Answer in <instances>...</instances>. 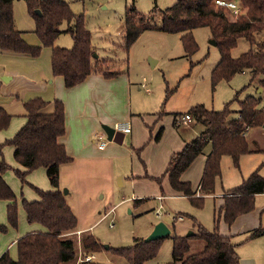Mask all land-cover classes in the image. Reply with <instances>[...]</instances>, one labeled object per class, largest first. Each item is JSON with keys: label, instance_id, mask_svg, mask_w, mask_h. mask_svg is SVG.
Wrapping results in <instances>:
<instances>
[{"label": "rangeland", "instance_id": "rangeland-1", "mask_svg": "<svg viewBox=\"0 0 264 264\" xmlns=\"http://www.w3.org/2000/svg\"><path fill=\"white\" fill-rule=\"evenodd\" d=\"M64 1L69 3L74 14L84 16L85 24L91 33L92 47L98 54L97 59L103 60L105 71L112 72L119 69L128 72L134 83L141 81L142 77L146 78L147 87L152 90L150 96L152 102H147L146 108L153 110L156 106V110H161L165 118L162 126L166 127L163 131L162 126H158L150 139L151 133L148 128L143 137L144 141L137 147L145 145L143 150L132 149L129 133H126L123 143L117 146L119 150L116 153H109L105 157L95 155L85 160L73 159L71 165L63 164L59 167L60 190L62 192L64 189L67 190L66 202L77 219L76 231L68 235L74 241L77 250L76 264H88L80 261V258L86 254L94 255L92 262L100 264H128L123 258L111 255L109 249L104 248L131 246L135 239H145L159 222L169 228L170 235L163 239L157 256L143 264H166L172 260L173 236L197 234L196 227L193 226L196 223L206 230H214L216 228L214 210L220 206L223 192L238 187L256 170L264 177V124L246 133L248 146L253 152L242 155L238 167L229 156L222 157L220 176L216 179L214 195L206 196L201 208L193 207L187 198L175 196L171 191L161 202L158 217L156 213L160 202L153 199L151 189L144 183H153L151 185L154 188L159 186L154 180L145 176V166L151 167L155 164L150 163L152 155L154 156L158 150L163 153L180 133L181 127L173 126L174 115L184 116L196 105L215 111L221 110L225 103L232 100L231 108L237 111L238 103L247 96L260 98L259 105L263 107L264 94L259 92V77H252L249 72H243L236 74L229 82L222 81L212 88L209 77L213 66L219 60V51L216 46L209 43L211 38L207 28H197L192 31L198 50L191 56H185L179 34H168L154 29L142 32L132 46L128 50L125 49L121 31L127 7L132 5L143 14L152 12L154 6L158 7L152 13L153 22L158 25L161 21L160 10L172 6L177 0ZM12 9L15 26L23 31L25 41L30 45H39L40 40L34 33L35 23L27 12L25 2L14 0ZM66 27L65 22L59 26L61 33L55 44L63 48H71L72 39L65 31ZM248 48V42L239 39L231 54L237 57ZM50 55L48 47H42L39 56L35 58L0 52V107L8 114H12L14 121L25 113L23 104L29 99L25 98L24 101L22 94L26 93L25 87L28 83L36 82L40 86L39 90L31 95L27 93L30 99L35 97L44 99L43 96L55 93L54 83H48L53 76L50 69ZM151 61L156 62L154 66L150 65ZM7 77L9 81L4 80ZM166 91L171 92L167 98ZM154 98L159 100L154 103ZM167 119H170V122ZM191 125L198 133L203 129L202 125L194 120L191 121ZM161 129L162 133L164 132L163 138L158 142L160 137H157ZM14 132L11 134L14 135ZM99 133H103L101 129ZM4 135L6 132L3 133L0 142L5 138L9 139ZM109 143L111 141H108ZM210 149L211 146L208 144L200 155L203 163ZM2 155L5 162L13 169H21L13 160L11 146H4ZM140 172L142 176H135L136 183L133 184L134 174ZM4 178L16 195L18 211V225L12 228L8 226L6 219L7 201L0 200L2 225L8 227L6 232H0V236L8 241L11 237L18 239L28 232L24 230V227L29 226L30 223L24 216L22 198L28 201L38 200L35 188L48 190L51 186L46 170L42 167L27 174L25 182H21L12 169L4 173ZM165 186L168 188L167 181ZM136 199L141 201H135ZM20 215L24 219L23 226L19 220ZM180 215L181 218L175 219ZM35 224L43 229L37 223L31 225ZM258 226H264V195L262 194L255 196L254 209L243 215L239 221L233 222L230 226H227L222 219L219 221L217 232L232 236V243L238 244L236 253L239 264H264V235L248 238L249 233ZM86 233H90L97 240L98 252L84 253L81 239ZM189 244V253L198 252L203 247L198 237L190 239ZM7 250L5 249L2 254ZM9 253L15 257V250L12 249Z\"/></svg>", "mask_w": 264, "mask_h": 264}, {"label": "trees", "instance_id": "trees-1", "mask_svg": "<svg viewBox=\"0 0 264 264\" xmlns=\"http://www.w3.org/2000/svg\"><path fill=\"white\" fill-rule=\"evenodd\" d=\"M13 1L0 0V52L35 58L39 56L42 47L50 48L51 73L53 76H61L66 88L80 84L93 73H100L105 78L118 75L119 69L107 72L103 68V60L94 57L91 33L84 16L74 14L68 2L23 0L35 23L34 33L40 40L39 45H30L25 41L23 31L15 26ZM215 1L177 0L172 6L160 10L161 21L158 25L153 22L152 15L158 7L154 6L152 12L143 14L130 5L125 10L121 31L125 49L128 50L142 32L154 29L179 34L185 56H191L198 50L192 31L207 28L219 51V60L209 77L212 88L222 81L229 82L236 74L249 72L252 77H259V88L264 89V0H223L238 5L239 12L236 15ZM63 22L67 23L65 31L72 39L71 48L55 44L61 33L59 26ZM239 39L246 40L249 48L234 57L231 51ZM170 93L166 91L165 97ZM232 101L217 111L202 105L191 107L185 114H189L203 129L195 138L186 142L180 151L171 154L161 176L151 178L160 185L166 177L172 192L186 197L193 207L201 208L205 196L214 194L222 157L229 156L238 167L239 158L253 152L248 146L246 133L264 124V106L260 107V98L247 96L238 103L237 111L231 108ZM48 104V101L39 97L26 101L23 104L26 123L13 137L0 142V200L7 201L8 226L17 227L18 211L16 195L3 178L6 171L14 170L19 180L25 182L27 174L42 167L46 170L51 186L48 190L35 188L38 200H21L26 221L37 223L43 229L19 237L15 243L16 257L12 258L6 251L0 256V264L77 262L75 243L68 236L76 231L77 219L59 189V167L72 162L64 145L59 142L65 133L64 104L55 99L51 102L53 110L46 113L44 110ZM180 117L182 115H174V124ZM10 120L11 115L0 107V131L8 128ZM208 144L211 149L206 156L197 196L190 182L182 180L181 176ZM4 146L13 147V158L21 169H13L5 162L2 155ZM259 194H264V177L256 170L241 185L223 192L221 204L214 210V230H206L196 223L194 226L197 234L172 237V260L166 264H239L236 253L238 244L232 243V236L219 234L217 225L222 219L230 226L237 217L250 213L255 206V196ZM7 229V225H0V232H6ZM262 235L264 226H258L249 233L248 238ZM194 237L201 240L203 247L198 252L189 253V242ZM165 238L151 241L135 239L134 244L128 247L104 249H109L111 255L123 258L128 264H143L157 256ZM81 247L84 253L99 251L97 240L90 233L82 237Z\"/></svg>", "mask_w": 264, "mask_h": 264}, {"label": "crops", "instance_id": "crops-1", "mask_svg": "<svg viewBox=\"0 0 264 264\" xmlns=\"http://www.w3.org/2000/svg\"><path fill=\"white\" fill-rule=\"evenodd\" d=\"M95 54L96 56H98L97 53ZM48 83H54L55 93L43 96V98L50 103L48 104L44 112L49 113L53 110V106L51 102L55 99L60 100L64 104L65 133L59 139V142L64 145L67 155L70 158H72V162L73 159L85 160L95 155L99 157H105L109 153H116V151L119 150V147H117L119 144H116L114 142H111L113 144L111 143L108 144L107 142L106 147L102 150L97 148L94 138L95 135L97 134L104 135V133H99L101 129V125L103 124L114 128L116 123H120L118 121L129 122L131 127V130L129 132V141L132 149L137 151L138 149L143 150L146 147L145 145H143L142 147L137 148L139 147L141 142L144 141L143 137L147 133L148 128H150L149 131L151 133L149 136L150 139L153 133L155 132V130L158 128V126L160 125L162 126V123H164L165 120V118H163V112L161 110L160 111L156 110L157 109L156 106L153 110L146 108L148 106L147 102L150 101L152 102L150 98L152 90H150L147 87V81L145 77H142L141 81L134 83L128 72L125 73L124 71L119 70L118 75L112 78H105L100 73H93L87 76L83 82L72 88L65 87L64 80L61 76H52V79ZM141 84H144V86H141ZM26 86H27L25 87L26 93L22 94L23 100L25 98L26 100L30 99L31 97H29L28 95H31L34 91H38L40 88V86L36 82H34V84L28 83ZM259 92L264 94V89L259 88ZM27 93L30 94L27 95ZM158 100L159 99L154 98V103H156ZM10 115H11V120L8 128L0 131V141H2V135L4 132H6V135H4V137L10 138L13 135L11 133H13L15 130L17 131L26 123L27 119L25 113L21 114L16 121L13 120L12 118L13 115L12 114ZM167 120L168 122H170V119ZM182 121H183V116L177 118V122L176 124H174V118H173V126L181 127L179 128L180 133H178L177 137L173 140V142L170 143V145L165 148L163 153H161V151L158 150L154 156L152 155V160L150 161V163H155V164H153L151 167L145 166L146 177H149L151 179L153 177L161 176L167 168L171 154L180 151L186 142L192 140L200 133V132L198 133L197 130L193 129L191 122L183 123ZM162 128L163 131H165L166 127L162 126ZM160 131H161L160 132L161 135L162 129ZM163 133L162 136L159 135L160 140L158 142H160L161 139L163 138ZM6 139L7 138H5V140ZM11 148L13 155V147ZM72 162L65 165H71ZM204 163H203V159H201V156L199 155L192 162L190 167L181 176L182 180L190 182L192 188L196 190L197 196L199 195L198 184L202 176ZM138 174H134L133 177L134 179L132 181L133 184L136 183L135 181L136 177L142 176V172ZM3 178H4V174H3ZM162 181H164V183L161 182L160 185L158 184L159 188L157 187L154 188L153 185H151L153 183L151 184L144 183V185H147L151 189L150 192L151 195L154 197L153 199L158 200V197H162L161 202L163 201L164 197L167 196V194H170V192L172 191L169 187L167 178L165 177ZM165 181H167L168 188H166L165 186ZM9 187L11 188L10 185ZM59 189L61 188L59 187ZM176 195L177 194H175V196ZM0 209H2V205H0ZM242 216L243 215L237 217L234 222L239 221ZM177 218H181V215L175 217V219ZM19 220L21 225L23 226L24 219L21 215L19 217ZM0 222H1L0 225H2V216H0ZM31 224L27 227H24V230L28 231L27 233L42 230L36 224L35 225H31ZM16 240L17 239L15 237L14 238L11 237L10 240L5 241L2 239V236H0V256L2 255V252L5 249H8L7 250L8 252L13 249L15 250V257H16V247H15ZM10 256L12 258H15L11 254Z\"/></svg>", "mask_w": 264, "mask_h": 264}, {"label": "built area", "instance_id": "built-area-1", "mask_svg": "<svg viewBox=\"0 0 264 264\" xmlns=\"http://www.w3.org/2000/svg\"><path fill=\"white\" fill-rule=\"evenodd\" d=\"M216 4L220 6H225L228 9L231 10V12L236 15L239 12V7L235 2H225L223 0H216ZM141 86H144V84H141ZM192 121V117L189 114H185L183 116V123H190ZM114 131H121L124 134L129 133L131 130L130 123L129 122H120L116 123L115 127L113 128ZM95 143L98 149L102 150L106 147L108 140L106 139L105 135L102 134H97L95 135ZM264 195V194H263ZM161 199L162 197H158V201L160 202L158 208H157V213L156 215L159 217L160 212L159 209L161 208ZM94 259V255L87 254L83 256V258H80L81 262H86V263H91L92 260Z\"/></svg>", "mask_w": 264, "mask_h": 264}, {"label": "water", "instance_id": "water-1", "mask_svg": "<svg viewBox=\"0 0 264 264\" xmlns=\"http://www.w3.org/2000/svg\"><path fill=\"white\" fill-rule=\"evenodd\" d=\"M37 13H39V12H37ZM209 43L214 45V46L216 45V42L212 39L209 40ZM94 57L95 58L97 57L96 54H94ZM154 64H155V61L150 62L151 66H154ZM4 80L8 81L9 77L4 78ZM101 129H102V132L104 133V135L108 141L114 142V143L119 144V145L122 143L123 138H124L123 132L114 131V129L112 127L105 125V124L101 125ZM63 194L64 195L67 194L66 189L63 190ZM190 234H192V233H190ZM169 235H170L169 228L166 225H164L162 222H159L153 227L150 234L144 240L145 241L157 240V239L168 237ZM187 236H190V235H187ZM105 248H107V247H105Z\"/></svg>", "mask_w": 264, "mask_h": 264}]
</instances>
